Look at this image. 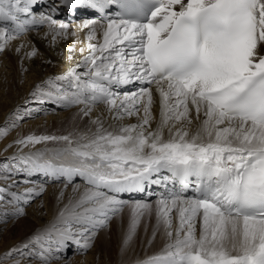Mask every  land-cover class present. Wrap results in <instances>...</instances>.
<instances>
[{"label":"snow or ice","instance_id":"obj_1","mask_svg":"<svg viewBox=\"0 0 264 264\" xmlns=\"http://www.w3.org/2000/svg\"><path fill=\"white\" fill-rule=\"evenodd\" d=\"M40 3L48 11L37 16ZM80 10L91 14L78 25L87 54L34 85L28 99L77 107L88 125L66 135L30 133L7 146L17 152L0 165V222L25 215L24 206L44 194L34 175L62 182L58 202L72 192L23 242L27 251L15 250L13 264H67L69 247L86 253L130 205L123 251L153 204L122 196L152 186L163 189L153 238L162 228L167 242L139 264H264V0H0V53L42 26L53 41L75 37L71 21L55 17ZM129 84L139 90L116 91ZM131 117L137 122L121 123ZM23 118L14 112L0 139Z\"/></svg>","mask_w":264,"mask_h":264},{"label":"bare ground","instance_id":"obj_2","mask_svg":"<svg viewBox=\"0 0 264 264\" xmlns=\"http://www.w3.org/2000/svg\"><path fill=\"white\" fill-rule=\"evenodd\" d=\"M48 10V9H47ZM82 11V10H80ZM43 12V10H40L38 14ZM77 14V13H76ZM72 14L70 16L76 15ZM85 19V17H82L80 20L75 21V23H71V28L76 30L77 35L75 37L69 36L67 39L63 38H57V42L59 44H56V47L51 45V38L52 35L48 32V29H42L39 28L37 30H32L25 35L13 40L10 42L9 47H7L3 52L0 53V60H4V55L9 58V60H12L13 64L16 67H19L23 63H26L25 67H31L30 70H33L38 73V78L40 79L41 83L42 81L53 77V76H61L69 72L72 68H74L81 60L82 55L87 54V50L82 54L80 52L81 48L86 49V45L88 41L86 40V34L83 31H80L78 25L80 22ZM53 42V41H52ZM95 42V41H93ZM21 44H24L25 47L21 49L19 53L16 52V48L19 47ZM61 46V47H59ZM66 46V47H65ZM75 47L74 53H76L73 57L72 54L66 55L67 54V49ZM32 49H35L37 54L35 57H26L25 53L28 51H31ZM55 50V51H54ZM57 51H61L59 55ZM69 51V50H68ZM65 53L63 56L61 54ZM71 57V59H70ZM70 59L67 61V59ZM21 64L19 65V62ZM67 61V62H66ZM56 62V64L54 63ZM2 67V65H0ZM25 90L21 92L19 95L18 100L15 103H11L10 105L7 104L6 108L0 110L1 114V121L4 118L5 114L10 110V108H14L18 106L20 102H26L30 101L31 104L25 105V107L29 106L28 109L31 115H34L33 118H24L22 121V124L18 122L20 126H16L17 128L10 132L8 136H6L3 140L0 141V153L2 151H5L7 148V158H2L3 160L1 161V165L4 163L9 162V158L13 156L17 152V146L13 145L12 147H7L9 144H13V141H15L19 136H26L30 133H35L37 135L44 134L43 131V125H47L45 121L50 122L52 126H54L55 132L50 133L54 135H66L64 134V131L62 132L63 126H65L67 123H71L73 120V117H76V113L78 112L77 107L73 108H62L59 104H55L52 102H47L44 104H36L34 101H31L28 99L29 93L33 90L34 85L38 84L36 82L34 85L30 83ZM28 85V83H27ZM26 85V86H27ZM31 86V89H30ZM29 88V89H28ZM13 89H16L14 87ZM12 89V90H13ZM117 92H120L121 94L123 93H130L133 92V90H130L129 88L127 89H116ZM153 96H154V104L152 108L153 116L155 119L152 122V129H155L156 123L159 121V97L158 94L153 91ZM48 104H53L52 107H50ZM13 106V107H12ZM55 106V107H53ZM47 108H50V110H46ZM23 111H28L26 108H22ZM45 109V110H44ZM45 111V112H44ZM54 111V112H53ZM104 111L103 106L97 107L93 113L92 116L95 117L97 114L101 113ZM40 113V115H39ZM47 113V114H46ZM107 115V113H105ZM193 115V130L195 129L196 125L198 124V121L195 120V112L192 113ZM31 117V116H28ZM203 117L201 116V119ZM19 120V119H18ZM17 120V121H18ZM71 120V121H70ZM76 123H79V125H75L73 128L66 129L68 130L67 134L69 132H75L78 130H84L85 127L88 125V118H84L83 120L79 119L76 120ZM136 117H131L123 120L121 123L123 124H131V123H136ZM75 123V124H76ZM107 123H112L111 120H108ZM72 125V124H71ZM70 125V126H71ZM68 125H66L67 127ZM107 126V124H106ZM69 127V126H68ZM65 128V127H64ZM63 128V129H64ZM53 130V128H52ZM49 128V131H52ZM65 130V129H64ZM46 131V132H49ZM54 131V130H53ZM165 139H167L168 133L167 130L165 129L164 132ZM63 145H57L53 143H49L47 147L52 148V147H62ZM36 148H43L45 145H36ZM25 152H28L29 149L25 148ZM4 157V156H3ZM23 182V177L17 178ZM32 183L36 185H45L46 184V190L48 191L42 195L41 197H38L35 203L28 207H24V211L27 213H31L37 223L35 226L32 228L28 227L25 231H22L21 234L17 236H13L10 234L8 240L4 244L2 248H0V257L5 253L12 252L13 255L11 257L4 256V259L6 258L7 260H0V264H13L14 259L19 258L18 253H16V249H21L22 251H27L23 249V242H26L27 239L31 236V234L36 231L37 229L41 228L44 224L47 222L51 221L53 217L57 214L60 208L63 207L64 203H67V196L72 192V188L69 187L66 190V195L64 201L58 202L57 200V195L60 192V190L63 188V184L60 180H53L52 178L45 177L43 175H34L29 178ZM21 182V183H22ZM77 183H80L82 185V181L77 179ZM20 190H23V186H21ZM152 191H156V189H153ZM123 199L127 200L130 199L128 197H124ZM13 222L11 223H16L18 224L20 222L19 218H10ZM34 220V219H32ZM22 221V220H21ZM35 221V220H34ZM113 221L115 223H113ZM114 225V226H113ZM122 223L119 218H114L107 229H102L98 232L93 247L90 249V252H92L94 255V258L90 262V264H139V261H143L147 259L148 257H151L157 253H159L165 246L167 242V237L165 235H159L157 234L156 238V243L153 245L154 248H156V251H149V254H143V255H134L133 257L129 258L128 260H120L118 259L117 261L113 258H110L108 254L102 250V243H104L105 235H107V232L110 230V226L114 227L113 229H120ZM175 225V222H174ZM9 224L7 225L6 223L0 222V238L4 234V230H8ZM114 240L115 242H121V237L120 233L117 231H114ZM2 241V239H1ZM0 241V242H1ZM106 241V240H105ZM108 241V240H107ZM123 241V240H122ZM158 242H163V245H159ZM101 248V249H100ZM158 249V250H157ZM103 252V253H101ZM153 252V253H152ZM89 255V253L87 254ZM87 255L84 254H78L76 252V249L74 247H69L68 250L65 253V256L67 257V264H88V262H85L84 259L86 258ZM21 264H38L36 260H29L25 258L24 260L21 261ZM60 264H64V261H61Z\"/></svg>","mask_w":264,"mask_h":264},{"label":"rangeland","instance_id":"obj_3","mask_svg":"<svg viewBox=\"0 0 264 264\" xmlns=\"http://www.w3.org/2000/svg\"><path fill=\"white\" fill-rule=\"evenodd\" d=\"M78 20H80V18ZM71 23H73V22H71ZM74 23H75V21H74ZM40 28L45 29L47 27L42 26ZM50 40H51L50 41L51 45H53L54 47H56V44H59L57 42V39L55 41H53V39L51 38ZM59 47H61V46H59ZM69 49H71V48H69ZM69 49L66 50L67 51L66 55L72 54V57H73L76 53H74V51H71V52L68 51ZM3 53L5 54V52H3ZM54 53H57L59 55V53H61V51H57ZM64 54L65 53L62 52L61 56H63ZM4 57L5 58L3 61L0 60V65H2V67H0V110L6 108L7 104L10 105L11 103H15L18 100L21 92L23 90H25L29 85H31L30 83H32V85H34L36 82H38V83L40 82V79H37L38 73L33 71V70L29 71L28 69H31V67L30 68L25 67L26 63H23L22 61H20L19 65L21 64V62L23 64L20 65L19 67L16 64V67H15L12 60H9V58L5 55H4ZM70 59H71V57H70ZM70 59L68 58L67 61ZM54 63L56 64V62H54ZM27 83H28V85H27ZM14 87H16V89H13ZM30 89H31V86H30ZM25 101L26 102H24V103L20 102L18 104L17 108L16 107L10 108V110L5 114L2 121H1V117H0V127L5 126L6 123L12 119V114L14 112H17V111L22 116H24V118H33L34 115H27V113H30L29 112L30 109H28L29 106L25 107V105L31 104V102L27 101V100H25ZM48 105L50 107H52L53 104H48ZM53 107H55V106H53ZM22 108H26L28 111H23ZM48 109L50 110V108H47L46 110H48ZM39 115H40V113H39ZM0 116H1V114H0ZM28 116H31V117H28ZM24 118L22 120L17 121V126H20L18 124V122H20V124H22V121L24 120ZM74 119L79 120L80 117H78V116L73 117V120L72 121L70 120L71 123L66 124L69 127L68 126L66 127V125L63 126V128L65 127L64 128L65 130L63 128L61 130H62V132L64 131V134H67L69 128H73L75 125H79V123H76V121H74ZM45 123H47V125H43V127H42L44 134H50L51 132L54 133L55 132L54 126H52L50 122L45 121ZM16 128L17 127L11 128L10 132L15 130ZM49 128H50V130H52V128H53L54 131L53 130L49 131ZM66 129H68V130H66ZM46 131H49V132H46ZM3 139H0V141ZM7 152L8 151H2V153H0V165H1V161L3 160L2 158H7L6 157ZM45 186H46V184H45ZM47 191H48V189L44 192V194ZM37 199H38V197L35 200H33L30 205L35 203ZM135 200H140V199H135ZM132 201H134V200H132ZM148 201H150L153 204V213L150 217L146 215L142 219L141 224L137 229L136 235L134 236L132 241L129 243L127 248L124 249L123 251H122V248H123V241L122 240H124V237H125V234L127 231L131 206L129 205V207H126L120 215L114 217V218H119L121 220L122 225H121L120 229H113L114 225L112 227L110 226L109 232H107V235L104 236L105 237L104 243H102V247H103L102 250L105 251L110 258H113L116 261L118 259L128 260L129 258L133 257L134 255H143V254L148 255L150 250L156 251V248H154L153 245L156 243L157 234L159 233V235H162V236L164 234H163V229L161 228L156 233L155 238H153V229H154V225L156 223V218H155L156 199H152V200H148ZM30 205H27L24 207H28ZM14 218H16V217H14ZM17 218L20 219V222L18 224L11 223L13 221L10 218L7 219L6 222H3V223H6L7 225L9 224V227H8L9 229L4 230V234L0 238V241L2 239V241L0 242V248H2L4 246V244L6 243V241L9 238L10 234H12L13 236H17V235L21 234L22 231H25L28 227L32 228L37 223L35 217L31 213L25 212V215L19 216ZM32 219H34L35 221ZM113 223H115V222L113 221ZM174 227H175V225H174ZM114 231H117L120 233V237L122 239L121 242H115L114 235H113ZM149 241H151V243H149ZM158 244L163 245V242H158ZM88 253H89V255H87ZM101 253H103V252H101ZM84 255H87L86 258L84 259V261L88 262V264H90V262L94 258V256H93L94 254L92 252H90V250H88L86 253H84ZM4 256H6L5 253L2 255V257H0V260H7L6 258L4 259ZM139 262H141V261H139Z\"/></svg>","mask_w":264,"mask_h":264}]
</instances>
